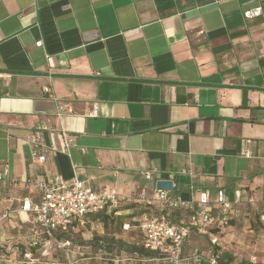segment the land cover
I'll use <instances>...</instances> for the list:
<instances>
[{
    "label": "crops",
    "instance_id": "obj_1",
    "mask_svg": "<svg viewBox=\"0 0 264 264\" xmlns=\"http://www.w3.org/2000/svg\"><path fill=\"white\" fill-rule=\"evenodd\" d=\"M257 6L259 16H244ZM32 134L46 150L42 163L31 160ZM4 169L0 264H67L68 252L80 264L105 254L94 245L93 256H83L80 248L109 235L108 227L127 230L158 212L144 199L159 179L173 181L171 194L195 201L206 191V207L218 217L205 232H190L184 252L264 263V254L257 260L251 252L261 235L254 238L242 221L251 203L264 206V0H0ZM55 174L135 192L142 203H120L113 214L122 217L106 225L85 215L72 227L93 241L53 245L42 255L33 242L44 234L35 235L22 203L39 200L34 179ZM219 190L232 203L225 214L215 203ZM187 215L172 210L170 218L186 224Z\"/></svg>",
    "mask_w": 264,
    "mask_h": 264
},
{
    "label": "built area",
    "instance_id": "obj_2",
    "mask_svg": "<svg viewBox=\"0 0 264 264\" xmlns=\"http://www.w3.org/2000/svg\"><path fill=\"white\" fill-rule=\"evenodd\" d=\"M261 14V7L257 6L244 11L247 18L257 17ZM42 41H36L35 45L40 46ZM43 91L52 96L49 86H43ZM91 114H96L93 109ZM29 143L35 146L31 152V160L42 163L45 160V148H42L41 138L36 134L28 137ZM38 148H40L38 150ZM7 170L0 172V181L7 178ZM153 172L145 171L144 176L151 178ZM38 190L39 200L32 202L25 199L22 209L31 211L33 214L35 235L44 234L43 238L35 239L33 245H37L42 255L48 254L54 245L63 248L69 245V241L57 240L53 237L55 230L65 231L71 225L82 221L87 214L110 210L120 203L143 199L137 193L124 195L114 189L89 188L82 179L74 175L70 180L64 179L61 175H46L37 177L32 182ZM147 204L156 203L158 212L145 215L138 223L142 236V244L149 251L157 253L159 258L166 264H218L217 255H210L204 258L199 252L186 253L183 250L185 240L189 237L191 228L197 232H205L218 220L217 215L206 207L208 195L206 191L199 193L195 201L184 198L181 195H173L169 190L156 189L152 198H146ZM215 203L225 214L231 208V202L219 190L216 193ZM197 205H200L199 208ZM164 209H184L191 212L187 224L173 222ZM211 243L216 244L218 237L212 236ZM24 257L31 258V253H24ZM251 264H264L253 258Z\"/></svg>",
    "mask_w": 264,
    "mask_h": 264
},
{
    "label": "rangeland",
    "instance_id": "obj_3",
    "mask_svg": "<svg viewBox=\"0 0 264 264\" xmlns=\"http://www.w3.org/2000/svg\"><path fill=\"white\" fill-rule=\"evenodd\" d=\"M264 206L262 207L261 205H254L253 203H251V223H250V219H248V215L243 214V222L250 223L251 224V235H253V237H257L261 235V238L263 241L261 243V245H257L256 247H253L251 245V252L252 254L255 256V259L260 260L259 257L263 256L264 254V220H262V216H260L258 219L254 218V214L256 213H262L261 211H263ZM185 211V210H184ZM228 214V213H227ZM187 216L184 218V221H187ZM227 219V224H233V218L230 217H226ZM240 219V218H239ZM252 219H254L255 221H253ZM141 217L136 218V220L130 221V227L127 228V230H123L122 227L118 225L111 226L106 228V232L110 233L109 235H114V236H119L121 237L124 241H127L129 243L135 244V245H141V233L139 228L136 227H132L133 225H138V223L140 222ZM242 225L240 224V227ZM89 230V229H87ZM125 232V233H122ZM122 234V235H121ZM97 235V234H95ZM100 235H104V234H100ZM97 235V236H100ZM70 243L69 245H67L65 247V249L68 247V249H72V247L74 246V244L77 245H82V244H86L85 241H93L92 237L90 239V235L88 233L85 234V236L81 235V230L77 229L75 232H72L68 235ZM86 237V238H84ZM87 239V240H86ZM101 241H95V243L93 244V246L90 247H84L85 245H83V247L80 248V252L82 253L83 256H86L87 254H89L88 256H93L91 255V252L93 251L92 248H94V245L96 246L97 250L100 249L101 253L105 252V254H99L96 257H91V258H87L84 259L80 264H165V262L161 259H154L152 261L149 260H143V257L137 253H127L125 251L120 250L119 248H117L116 246H112L109 247L108 245L106 247L100 246ZM104 245V244H103ZM75 247V246H74ZM102 247V248H101ZM109 247V249H108ZM77 248V247H75ZM57 249V248H56ZM60 249V248H59ZM95 249V248H94ZM87 253V254H86ZM69 255V260H65V261H69L70 264H78L79 262H74L73 260L75 258H77V256H79V254H72L71 252H68ZM106 255V256H104ZM104 257H108L111 259H107ZM142 258V259H141ZM141 259V260H139ZM67 262V264H69Z\"/></svg>",
    "mask_w": 264,
    "mask_h": 264
},
{
    "label": "trees",
    "instance_id": "obj_4",
    "mask_svg": "<svg viewBox=\"0 0 264 264\" xmlns=\"http://www.w3.org/2000/svg\"><path fill=\"white\" fill-rule=\"evenodd\" d=\"M137 201L138 200H135L134 202H137ZM137 203H142V202H137ZM129 206H131V205H129ZM116 207H114V208H116ZM114 208H112V210L110 209L109 212H107V211H101V212L94 213V215H92V218L93 219H98L99 221L103 222V224H105V225L107 223H112L115 219L120 220L119 218H121L122 216L121 215H114L113 213L116 210ZM172 210H174V209H172ZM172 210H170V209H164L162 212L163 213H166L167 216L170 218L171 217L170 215H171ZM176 210H183L184 211V209H176ZM186 211H188V210H185V212ZM261 212L262 213H259V212L257 214L255 213L254 214V218L258 219L260 216H262L264 214V209ZM190 214H191V212H190ZM214 215H216V214H214ZM245 215H248V219H250V223H251V213H249V214L247 213ZM189 217H190V215L187 217L188 218V221H189ZM252 220L255 221L254 219H252ZM72 226L73 225H71L70 227H68V229L65 230V231L55 230L53 232V237L55 239H57V240H63V241L67 240L70 243V240H69L68 235L70 233H72V232H75L74 229H73L75 226L74 227H72ZM193 229L194 228H191V231ZM93 238H94L95 241H101L102 242L101 243L102 245H100V246H103V247H106L107 245L109 247L116 246L117 248H119L122 251H125L127 253H137V254H139V255H141L143 257H146V258L159 257L157 255V253H155L153 251H149L148 249L144 248L142 242H141V245H135V244L126 242V241H124L121 238H116L114 235L93 236ZM34 246H37V245H34ZM109 247H108V249H109ZM217 262H218V264H242L240 262H233L232 261V258L226 259V257L224 256V253L218 255Z\"/></svg>",
    "mask_w": 264,
    "mask_h": 264
},
{
    "label": "water",
    "instance_id": "obj_5",
    "mask_svg": "<svg viewBox=\"0 0 264 264\" xmlns=\"http://www.w3.org/2000/svg\"><path fill=\"white\" fill-rule=\"evenodd\" d=\"M156 189L159 190H172L173 181L170 179H159L155 183Z\"/></svg>",
    "mask_w": 264,
    "mask_h": 264
}]
</instances>
